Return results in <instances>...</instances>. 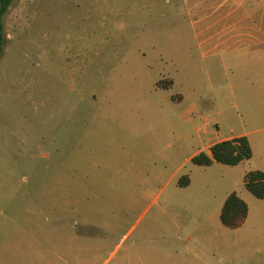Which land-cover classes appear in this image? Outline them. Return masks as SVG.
<instances>
[{"label":"rangeland","instance_id":"374dc122","mask_svg":"<svg viewBox=\"0 0 264 264\" xmlns=\"http://www.w3.org/2000/svg\"><path fill=\"white\" fill-rule=\"evenodd\" d=\"M196 1L211 3L13 0L0 264H264V199L245 187L264 172V64L202 55ZM241 135L250 160L191 162ZM232 193L249 208L235 229L220 219Z\"/></svg>","mask_w":264,"mask_h":264},{"label":"crops","instance_id":"0c3cea01","mask_svg":"<svg viewBox=\"0 0 264 264\" xmlns=\"http://www.w3.org/2000/svg\"><path fill=\"white\" fill-rule=\"evenodd\" d=\"M210 1L207 10H203L202 1H196L189 10L199 29L194 37L195 47L204 56H225L228 66L234 63L244 72H249L244 68L247 64H264V0ZM260 72H264V66ZM231 138L234 137L223 140Z\"/></svg>","mask_w":264,"mask_h":264},{"label":"trees","instance_id":"16d2710c","mask_svg":"<svg viewBox=\"0 0 264 264\" xmlns=\"http://www.w3.org/2000/svg\"><path fill=\"white\" fill-rule=\"evenodd\" d=\"M13 0H0V57L7 44L4 31V17L7 14ZM168 88V87H165ZM253 156V150L247 136H238L214 143L209 152H201L192 157L191 162L199 167H209L214 163L228 166H236L248 161ZM190 179H182L181 187H187ZM246 189L258 199H264V172L260 170L250 171L245 176ZM249 214L247 203L236 193H232L225 201L220 219L228 228H239L246 221Z\"/></svg>","mask_w":264,"mask_h":264}]
</instances>
